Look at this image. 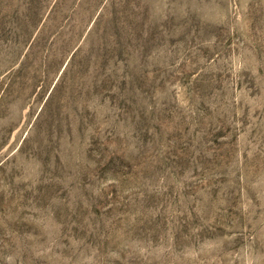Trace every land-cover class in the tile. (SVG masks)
<instances>
[{"label": "rangeland", "instance_id": "374dc122", "mask_svg": "<svg viewBox=\"0 0 264 264\" xmlns=\"http://www.w3.org/2000/svg\"><path fill=\"white\" fill-rule=\"evenodd\" d=\"M0 264H264V0H0Z\"/></svg>", "mask_w": 264, "mask_h": 264}]
</instances>
